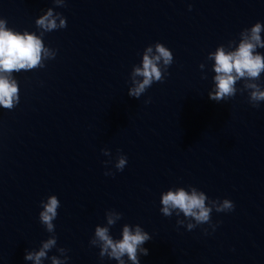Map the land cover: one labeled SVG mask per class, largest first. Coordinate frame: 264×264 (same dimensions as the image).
I'll use <instances>...</instances> for the list:
<instances>
[{"label": "water", "instance_id": "water-1", "mask_svg": "<svg viewBox=\"0 0 264 264\" xmlns=\"http://www.w3.org/2000/svg\"><path fill=\"white\" fill-rule=\"evenodd\" d=\"M49 10L58 27L45 31L36 21ZM0 20L49 52L35 69L11 73L19 102L0 106V264H35L25 256L53 236L41 264L53 255L118 264L91 240L97 226L122 239L126 224L152 237L140 264H264V102L249 103L245 80L234 97L210 99L208 59L264 23V0H0ZM157 43L172 52L171 65L161 61L162 81L130 96L143 80L135 68ZM254 82L264 90V72ZM179 188L235 208L213 207L203 225L178 210L164 216L162 196ZM53 195L60 206L49 233L39 214ZM109 213L122 217L109 226Z\"/></svg>", "mask_w": 264, "mask_h": 264}, {"label": "clouds", "instance_id": "clouds-1", "mask_svg": "<svg viewBox=\"0 0 264 264\" xmlns=\"http://www.w3.org/2000/svg\"><path fill=\"white\" fill-rule=\"evenodd\" d=\"M56 2L60 4V0H56ZM61 6L63 5L61 4ZM50 17H52L51 10L46 16L38 19L36 25L45 31L56 29L58 27L56 18L50 19ZM6 24V20H0V106L5 109H12L14 101L19 102V96L17 82L11 78V73L35 69L41 64L42 54L48 57L49 52L35 34L27 32L20 34L6 27ZM60 27H66L64 19H61ZM262 30H264V23L257 22L240 33L241 38L238 47L234 50H227L221 45L217 47L214 53L209 54L208 59L214 60L213 70L215 73V90L209 94L210 99L219 102L234 97L237 94L235 87L237 81L245 80L246 83L243 87L249 93V103L253 107H259L260 103L264 102V90L260 84L254 82L258 81L261 73L264 72V54L257 51L259 48H264V40L261 39ZM231 43L234 44L236 41L233 40ZM172 60V52L162 43L155 45V54L153 48L148 47L143 55L142 68L136 67L134 71V76H141L143 80L142 82H135L136 86L130 90L129 95L139 98L154 80L162 81L160 62H163L166 69L167 66L171 65ZM127 162L126 156H119L115 168L123 171ZM206 199L204 192H198L195 188L191 192L185 191L184 188L175 191L170 190L162 196L163 207L161 212L164 216L170 217L172 210H178L177 215L183 213L186 218L194 220L198 225H203L210 223V213H212L213 207L218 213L231 212L235 208L230 199H223L222 203H219V199H217L213 201V206H207ZM41 206L43 210L39 214L40 222L46 227L47 232L53 233L55 232L53 220L57 218L60 201L53 195L48 198L46 203L41 201ZM121 217L122 213H117L115 219L109 213L108 225H114L116 220ZM182 223L183 221L177 222V224ZM194 226L190 223L188 225L189 230ZM212 227L215 230L217 225L214 224ZM151 239L149 233L143 231L139 226H136L135 231H133L126 224L123 227L122 239H114L109 234V227L97 226L91 244L100 249L101 259L108 257L118 261V264H125L123 258L127 256L132 264H140L138 251L144 256L148 255L149 250L141 246ZM56 245L57 238L53 236L43 243L39 251L28 252L25 259L34 261L35 264H41L42 258H45L48 251ZM58 251L63 254L65 249L59 248ZM67 259L66 257L65 260H61L55 255L51 257L52 264H66Z\"/></svg>", "mask_w": 264, "mask_h": 264}]
</instances>
